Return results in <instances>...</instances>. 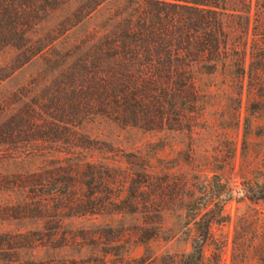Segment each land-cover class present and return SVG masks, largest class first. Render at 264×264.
Segmentation results:
<instances>
[{
    "label": "rangeland",
    "instance_id": "obj_1",
    "mask_svg": "<svg viewBox=\"0 0 264 264\" xmlns=\"http://www.w3.org/2000/svg\"><path fill=\"white\" fill-rule=\"evenodd\" d=\"M89 2H50L27 34L29 59L0 50V264H174L199 232L186 204L204 201L201 183L214 184L229 217L212 231L223 245L217 264H231L236 218L264 214V201L244 193L264 179V28L242 33L259 41L257 75L239 87L215 74L209 88L175 97L178 122L155 128L126 96L113 104L108 82L85 66L84 40H98L125 7Z\"/></svg>",
    "mask_w": 264,
    "mask_h": 264
},
{
    "label": "trees",
    "instance_id": "obj_2",
    "mask_svg": "<svg viewBox=\"0 0 264 264\" xmlns=\"http://www.w3.org/2000/svg\"><path fill=\"white\" fill-rule=\"evenodd\" d=\"M53 1L56 0H0V50L12 46L27 55V59L36 54L27 34ZM105 1L93 0V8ZM124 3L120 14L108 18L98 40L94 43L90 37L84 40L87 46L84 62L108 82L113 93L111 102L117 104L119 95L126 96L129 106L142 111L144 124L156 128L164 117L178 122L181 114L177 113L175 97L209 88L207 79L217 73L235 75L239 87L246 74H258V69L252 70L251 66L257 60L259 41L253 37L248 45L243 34L251 23L253 28H264V0H254L253 6L252 0H124ZM253 7L254 18L250 13ZM247 57L250 67L246 70ZM140 97L143 99L137 100ZM136 115L140 114L135 112ZM261 172L264 176V168ZM141 189L136 185L134 192L131 190L130 199L134 203ZM198 189L202 197L195 200L204 201H195L198 206L195 208H189L188 202L186 209L195 211L193 217L199 232L190 239L189 251L174 256V264H217L221 254L223 245L217 243L212 228L229 217L222 212L220 194L214 184L201 183ZM244 193L252 203L264 201V179L257 183L248 180ZM179 199L184 201V195L179 194ZM209 247L213 250L207 256ZM214 256L216 260L212 261ZM250 258L264 264V214L256 208L236 218L232 237L231 264H246Z\"/></svg>",
    "mask_w": 264,
    "mask_h": 264
}]
</instances>
